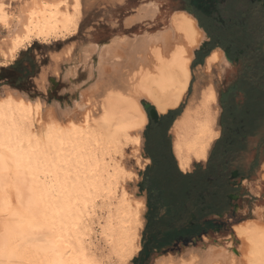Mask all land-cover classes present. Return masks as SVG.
Returning a JSON list of instances; mask_svg holds the SVG:
<instances>
[{"label":"bare ground","instance_id":"6f19581e","mask_svg":"<svg viewBox=\"0 0 264 264\" xmlns=\"http://www.w3.org/2000/svg\"><path fill=\"white\" fill-rule=\"evenodd\" d=\"M94 1L87 0V7ZM97 1L117 5L123 0ZM84 10L81 0H15L11 10L0 15V59L16 61L21 50L37 41L51 43L76 34ZM159 12L156 4H144L125 23L154 22ZM169 21L153 33L81 48V66L96 82L81 95L86 110L79 122L74 120L77 108L83 109L79 103L61 113L67 122L52 117L43 122L41 103L4 87L0 264H108L97 252L98 240L109 259L130 264L137 256L145 205L126 189L127 179L134 180L136 173L124 167L122 159L130 148L137 167L143 170L150 163L142 155L147 124L142 100L161 114L176 110L189 91L194 50L205 38L191 14L177 10ZM226 65L221 50L208 56L185 111L174 122V156L183 172L194 161H206L220 135L218 94L207 81L212 80L213 67L224 72ZM76 74L72 68L64 79ZM236 240L242 242L238 251ZM229 242L228 248H193L180 258L165 255L158 264H264V224L258 219L234 225Z\"/></svg>","mask_w":264,"mask_h":264},{"label":"flooded vegetation","instance_id":"af4514ba","mask_svg":"<svg viewBox=\"0 0 264 264\" xmlns=\"http://www.w3.org/2000/svg\"><path fill=\"white\" fill-rule=\"evenodd\" d=\"M166 4L167 10L178 4V11L191 14L203 32L193 63L206 64L219 49L227 65L222 75L212 76L220 135L205 165L196 164L188 174L165 166L168 120L160 117L158 123L147 124L145 155L151 163L144 168L148 173L140 185L147 193L144 242L158 237L161 242L195 241L209 231L231 230L251 218L246 219L248 213L264 212V0H166ZM168 174L177 175L175 183L166 182ZM185 175H191L187 181ZM257 180L260 192L253 196L251 185Z\"/></svg>","mask_w":264,"mask_h":264},{"label":"rangeland","instance_id":"374dc122","mask_svg":"<svg viewBox=\"0 0 264 264\" xmlns=\"http://www.w3.org/2000/svg\"><path fill=\"white\" fill-rule=\"evenodd\" d=\"M81 1L83 7L85 8L84 10L85 15L81 19L80 22L81 26L76 34L68 36L65 39L64 38L59 39L58 41L54 40V42L52 41L51 43H42L38 41L34 43L42 47L41 51L37 50L35 52L37 58H42L41 52L44 53L45 59L47 60V64L42 66L38 74L31 79L29 84V89L19 90L12 88L10 85L7 84L0 86V93H2L4 87L8 86L13 90H15L16 93L24 94L25 97L29 98L31 101L41 103L42 107H44L43 122L48 121L51 117H52L51 119L54 118L53 120H55L56 118L59 121L67 122L68 119L65 116H62L61 113L67 111L66 110L67 108L68 110L77 108L75 106V102L79 103V105H81L83 109H80L79 107L77 108L79 109L78 110L79 114H77V117H74V120L77 122L82 120L83 116L81 115H83L84 111L86 110L85 109L86 107L81 95L83 91H88L89 87L95 84L96 82V79H90L86 69H84L81 66L82 58L80 56L82 54L81 53L82 47H86L90 43L99 46H104L106 43L112 41V39L116 37H121V38L135 37V36L139 37L140 35H143V33L145 32H150V33L156 32L157 30L163 29L169 25L170 17H172L173 12L177 11L179 7V5L177 4L173 8L167 10L168 5L166 4V0H123L121 4H117V5L102 4L101 1L96 0L94 1V4L91 5V7H87L86 5L87 0H81ZM14 2L15 0H0V15L2 13L7 14L8 11L11 10V6ZM148 3H153L156 5L159 4L160 7L162 8L161 10L163 13H158L159 15L157 16L154 22L145 21V22H139L138 24H134L132 26H128L127 23H125L126 20L129 17L136 14L138 8H140L141 5L143 6L144 4H148ZM3 35L4 33L1 30V26H0V38H2ZM66 50L70 51V55L65 56V53L67 52ZM54 54H59L60 60L58 59V61H56L52 59V56ZM94 58H95V62H97L98 59L96 57ZM14 62L15 61H5L0 59V69L3 68V66H8L13 64ZM219 64H217L218 67ZM203 66L204 64L196 65L195 63H193L192 65L194 82L192 84L191 90L188 91V93L184 97L183 102L180 104V106H182L183 108L186 107L185 105L187 104L189 98L192 95V92L194 90L193 85L198 80V74H199L198 71ZM214 67H216V65ZM214 67L211 70L212 76L223 74V72L219 71V68H214ZM72 68H76L77 70L76 76H74L71 80L64 79L65 78L64 75L68 71L72 70ZM225 70H226V66H224V72ZM46 72L47 75L45 76ZM43 75L44 77H42ZM38 79L40 82L38 81ZM209 82L211 83L212 80L210 79L209 81H207V84ZM73 86H76V88L73 89ZM92 96L93 98L95 97L94 93H92ZM143 101L145 100H142V102ZM145 112L147 114V124H148L150 116L147 111ZM147 124L142 132V136H143L142 155L144 157H146L145 154L147 153L148 150L147 147H145V142H144L145 140L144 134L147 128ZM169 141H170V149H171L170 152H173L172 148L174 141L172 134H169ZM132 155H133V150L128 148L122 160L124 167L126 166L127 169H130L136 173V177H133L134 180L136 181H134L132 178H131L132 180L127 179L125 187H127L126 189L128 190V192L132 194V197L134 196L135 199H140L141 201L143 200L145 207L143 206L144 226L142 227L143 230L141 231V237H140L141 250L139 251L137 256H135L130 261V264H158L159 259L163 258V256L165 255L172 256L174 258H180V256L186 255L188 250L190 249L193 248L206 249L214 244H221L223 247L228 248L230 243L229 238L233 233V228L231 230L222 229L219 233H213L212 231H209V235L206 234H203V236L197 235L196 237L193 238L195 241L190 239L184 240L183 238H181L180 240L175 238H167L161 242V239L158 237V238H153L152 240L150 239V241L148 242H144L146 236V228H147L146 214L148 213L147 193L146 190H142L140 185L144 183L145 175L148 172L145 171L144 168L142 170L140 167L136 166L135 160L133 158L134 156L132 157ZM144 167H146V165ZM175 167H177V165ZM258 214H260V218ZM247 217H251L249 219L256 218L260 223L264 224V212L248 213L246 219ZM247 220L240 223H236L234 225L244 223ZM205 237H207V239ZM95 245L97 252L98 253L100 252L99 254H102L101 256L109 260V261L105 260L108 262V264H123L121 262H118V260L115 258L109 259V257H107L108 250L105 249V247L102 245L101 242L99 243V240L96 241ZM241 246H242V242L240 240H236L234 250L238 251L241 248Z\"/></svg>","mask_w":264,"mask_h":264},{"label":"trees","instance_id":"16d2710c","mask_svg":"<svg viewBox=\"0 0 264 264\" xmlns=\"http://www.w3.org/2000/svg\"><path fill=\"white\" fill-rule=\"evenodd\" d=\"M42 47L38 44H34L27 49L20 51L16 61L8 66H3L0 69V86L7 84L15 89H29V84L32 78H34L41 67L47 64L45 59V54L41 52L42 58H37L35 52L37 50L41 51ZM183 110L182 106H179L176 110L169 111L166 115H163L162 118L168 120V128L171 127L172 122L176 119V116L181 113ZM166 164L165 166H176L175 158H173L170 152V141L169 137L166 139ZM175 174H168L166 177L167 183H175L176 177ZM191 175H185L186 181Z\"/></svg>","mask_w":264,"mask_h":264},{"label":"crops","instance_id":"0c3cea01","mask_svg":"<svg viewBox=\"0 0 264 264\" xmlns=\"http://www.w3.org/2000/svg\"><path fill=\"white\" fill-rule=\"evenodd\" d=\"M193 61H194V57H193V60H192V62H191V66H190V69H191V72H192V63H193ZM193 82H194V78H193V72H192V80H191V82H190V85H189V91L191 90V88H192V84H193ZM180 106V105H179ZM179 108V107H178ZM177 109V108H176ZM171 111V110H170ZM185 111V108H183V110L181 111V113L179 114V115H177L176 116V119L183 113ZM168 113V112H167ZM167 113H165V114H161L160 113V115H161V117L163 116V115H166ZM176 119L172 122V125H171V127H170V130H169V134H171L170 132H171V130H172V128H173V126H174V122L176 121ZM217 142V140L215 139V141H214V143H213V145H212V147L214 146V144ZM212 147H211V149H212ZM174 148H172V151L173 152H171V154L173 155V158H175V156H174V150H173ZM210 152H211V150H210ZM209 152V153H210ZM149 159V158H148ZM208 159H209V155H208ZM208 159L206 160V161H194L195 163H193L192 164V166H191V169H189V170H187V171H184L183 172V170L179 167V164H178V161H176L177 159L175 158V161H176V165H177V167H178V169L183 173V174H188V173H191L193 170H194V168H195V165L196 164H198V163H200V164H202V165H205L207 162H208ZM150 163H151V159H150V161H149ZM150 163H147V164H150ZM258 183H259V181L257 180L256 182H254V183H252V188H253V191H252V193H253V196H257L258 194H259V192H260V190H258Z\"/></svg>","mask_w":264,"mask_h":264},{"label":"water","instance_id":"95a60500","mask_svg":"<svg viewBox=\"0 0 264 264\" xmlns=\"http://www.w3.org/2000/svg\"><path fill=\"white\" fill-rule=\"evenodd\" d=\"M143 108L149 113L150 119L149 122L152 120L156 123L159 122V119L161 117L160 113L157 111L156 107H154L151 103L149 102H142Z\"/></svg>","mask_w":264,"mask_h":264}]
</instances>
